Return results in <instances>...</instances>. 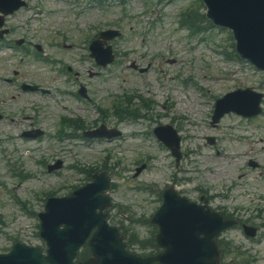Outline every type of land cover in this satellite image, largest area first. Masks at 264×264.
I'll return each mask as SVG.
<instances>
[{"label": "rangeland", "instance_id": "374dc122", "mask_svg": "<svg viewBox=\"0 0 264 264\" xmlns=\"http://www.w3.org/2000/svg\"><path fill=\"white\" fill-rule=\"evenodd\" d=\"M119 1L106 0L103 9L92 5L79 16L71 13L64 2L28 0V10L6 18L5 28L9 33L3 39L9 43L22 39L23 44L19 47L22 50L0 51V76L13 77L17 72V81L39 84L48 88L51 95H19L15 91L17 83H0V113L7 116L0 121V147L16 149L14 158L8 161L17 167H13L12 176L6 172L4 159L0 157V184L24 203V209H20L0 186V252L13 245L12 239L31 246L40 245L35 215L43 210L44 194L63 196L72 186L81 185L85 177L71 170L73 165L84 170L103 166L113 176L116 188L111 196L114 205L109 222L119 226L122 232L135 233L140 239L150 237L152 228L144 221L161 204L158 191L174 185L192 201L203 194L209 197L215 210L257 226L262 233L259 241L245 239L239 228L226 231L221 239L231 242L233 256L228 259H233V264L242 258L248 264H264V175L246 170V157L240 156L242 152L253 155L252 159L264 165V149H259L264 147V115L253 122L229 115L218 126L209 127L217 98L238 88L263 90L260 79L264 84V73L248 64L236 65L224 59L223 51L229 53L233 45L226 30L212 27L202 34L203 39L197 35L188 43L185 32L178 27V13L197 0H160L156 7L144 5L141 0H126L123 5ZM152 11L160 13L154 15V29L146 32L144 21ZM197 13L203 15L204 8H199ZM110 28L122 33L113 44L117 53L114 66L98 70L100 73L90 77L89 73L95 70L88 59L85 62L82 58L87 39L97 31ZM62 43L68 45L60 49ZM191 44L193 51H187L186 46ZM35 46L49 55L47 59L53 65H48L47 60L46 64L41 63L45 56L36 57ZM63 63L78 74L76 82L70 81L73 73L70 80L60 75L57 66ZM132 63L136 69L131 68ZM140 69L146 70L140 73ZM179 79L189 82L184 92L179 88ZM77 81L86 87L90 103L62 92L65 88L75 92ZM126 93H136L154 103L148 114L151 118L146 114L137 124L105 117L108 125L124 133L122 140L103 141L100 145L91 141L78 146L51 139L59 128V120L68 111L71 117H78L90 128L100 123L96 106L107 108L113 99ZM62 105L67 112L60 109ZM25 117L33 119L26 122ZM9 118L15 123H10ZM30 123L33 128L44 130L41 140L20 138ZM168 124H173L182 138L184 159L177 167L169 151L156 143L153 136L147 139L131 136L134 131L145 133L155 126ZM239 135L251 139L236 142ZM207 136L215 138L214 146L207 144ZM4 139L8 140L5 145ZM41 156L45 158L44 163L46 159L49 164L63 161V170L48 175L40 162ZM142 164L146 165L145 170L134 178L135 169ZM139 186L142 190L137 189ZM140 249V245H135L131 251L138 254L142 252Z\"/></svg>", "mask_w": 264, "mask_h": 264}, {"label": "water", "instance_id": "95a60500", "mask_svg": "<svg viewBox=\"0 0 264 264\" xmlns=\"http://www.w3.org/2000/svg\"><path fill=\"white\" fill-rule=\"evenodd\" d=\"M203 1L208 9L207 17L233 31L237 53L264 66V0ZM169 202L167 200L156 218L161 226L159 239L166 248L165 253L146 260L129 256L116 237L108 242L101 222L90 242L94 259L85 264H216L218 251L197 240L202 230L201 222L183 203ZM93 209L90 203L86 204L85 218L72 214L53 215L52 212L44 214L41 235L47 242V256H43L40 249L17 245L10 254L0 256V264H72L79 244L95 226L90 222L94 218ZM61 224H64L62 230L59 229Z\"/></svg>", "mask_w": 264, "mask_h": 264}]
</instances>
